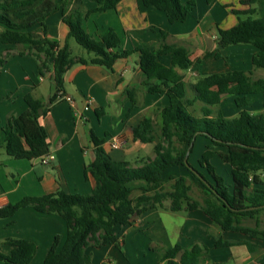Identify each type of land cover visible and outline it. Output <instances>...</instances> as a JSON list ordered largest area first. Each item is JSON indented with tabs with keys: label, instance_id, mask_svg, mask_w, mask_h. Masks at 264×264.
Masks as SVG:
<instances>
[{
	"label": "trees",
	"instance_id": "obj_1",
	"mask_svg": "<svg viewBox=\"0 0 264 264\" xmlns=\"http://www.w3.org/2000/svg\"><path fill=\"white\" fill-rule=\"evenodd\" d=\"M97 6L87 9L83 0H0V46L26 45L28 54L38 60V73L42 76L52 70L55 92L51 102L66 95L64 76L75 63L99 64L113 70L119 58L139 52L140 67L146 77L145 85L150 93H165L169 103L161 110L162 123L154 125L153 119L144 118L133 127L134 138L153 144L154 157L133 165L127 160L114 159L105 149V138L91 130L95 156L85 171L95 185L91 193L56 192L41 196H24L15 203L0 207V218H11L23 207L32 206L44 213L58 214L67 223L68 233L59 249L57 235L43 264H88L86 248L116 245L120 240L116 229L132 224L149 208H165L173 212L192 211L201 208L223 232H239L248 238L230 240L223 235L214 238L215 248L246 245L250 253L264 249V228L243 225L245 218H256L264 211V111L250 112L249 94L263 92L264 78L254 79L251 72L230 70L200 76L193 84V99L188 97L184 75L177 68L186 70L193 64L187 47L168 44L164 40L151 49L149 46L120 50L119 35L108 28L100 37L91 35L84 21L93 12L116 8L121 0H94ZM146 7L165 12L171 23L184 22L194 10L195 0H142ZM211 1V0H210ZM261 0H241L245 10L233 9L238 15L237 25L218 27V47L208 51L205 57L219 58L221 50L229 45L247 43L256 47L253 64L264 68V16H256ZM61 11L62 19L69 28L66 42L47 36V18ZM245 15V17H243ZM35 27L42 34L33 31ZM166 33L163 32V35ZM74 38L78 44L92 53L90 59L72 55L69 42ZM172 55V64L166 66L160 55ZM6 59L0 52V63ZM226 95L234 96L239 113L234 117L215 111ZM27 109L10 116L4 127L3 147L14 158L41 159L50 154V143L41 117L46 114L41 100L32 91L25 94ZM203 106L200 115L190 109L195 101ZM1 101V99H0ZM205 138V145L198 166L190 157L196 141ZM193 143V145H192ZM190 150L188 165L185 162ZM219 158L230 166L231 182H227L213 159ZM182 166L190 176L205 188L204 203L194 199L191 184L186 175H171V187H164L165 171ZM193 166L212 187L190 169ZM137 191L136 195L133 193ZM169 201L168 207L165 202ZM10 253L0 250V261L9 264L29 263L37 249L27 239L8 238ZM164 264H204L209 248L194 244L185 248L176 243L172 247L162 245L154 248ZM259 264H264V259Z\"/></svg>",
	"mask_w": 264,
	"mask_h": 264
},
{
	"label": "crops",
	"instance_id": "obj_2",
	"mask_svg": "<svg viewBox=\"0 0 264 264\" xmlns=\"http://www.w3.org/2000/svg\"><path fill=\"white\" fill-rule=\"evenodd\" d=\"M83 1L87 9L97 6L94 0ZM195 1L194 10L184 22L171 23L165 12L146 7L142 0H121L116 8L91 13L84 21V27L95 37H100L104 30L112 28L120 37V50L142 46L155 49L164 38L168 44L187 47L193 64L186 70H177L184 75L188 97L191 99L194 95L193 84L200 76L245 70L251 72L254 79L264 78V68L253 64V55L257 49L251 44L229 45L221 50L219 58L205 57L208 51L218 47V27L230 28L238 24L239 18L233 9H247L240 3L241 0ZM256 16H264V0H261ZM33 31L42 34L39 27ZM68 32L61 11L47 18L48 37L63 45ZM163 32L166 34L163 35ZM68 42L73 56L85 59L92 57L93 54L86 49V55L74 54L71 38ZM4 46L10 52L3 53L6 62L3 65L0 63V128L6 125L10 116L27 109L24 97L32 91L47 111L42 115L41 122L46 127L53 158L48 164H43L40 159L14 158L0 147V206L15 203L24 196H41L59 189L91 193L95 182L91 177H85V171L95 156L91 130L98 137L105 138V143L110 145L106 150L114 159L127 160L136 165L154 157L153 144L135 139L133 127L146 117L153 119L156 127L161 125V110L169 103V98L165 93L148 92L144 84L146 77L140 67L139 52L116 60L113 70L99 64H73L64 76L65 93L73 98V102L63 96L51 102L55 92L52 70L44 76L40 75L38 60L28 54L29 48L26 45ZM159 60L170 66L172 55H160ZM261 93L264 94L257 92L248 95L250 103L246 108L250 112L256 113L253 109H257L258 113L264 111V98L259 99L258 107L250 109L256 95ZM229 96L234 102V96ZM202 106L203 103L197 100L190 109L200 115ZM201 138L207 144L208 141ZM3 139L4 132L0 130V144ZM116 141L121 143L118 148L112 146ZM184 175L191 177L188 172ZM193 211L199 213V216L195 213V219H200L199 225L205 223L206 227H199L198 230L191 222ZM169 212L165 208H149L132 224L118 227L116 233L120 247L113 244L87 247L88 264H164L154 248L159 245L169 248L176 243L191 248L198 240L193 243L191 237L186 240L187 233H200L208 238V230L217 226L201 208L182 211L188 214L185 221L179 226L169 222L170 226L164 218V213ZM67 233V223L60 215L26 206L11 218H0V250L10 253L11 246L4 243L8 238L27 239L37 246L32 260L27 264H43L55 237H61L60 249ZM0 264L9 263L0 261Z\"/></svg>",
	"mask_w": 264,
	"mask_h": 264
},
{
	"label": "rangeland",
	"instance_id": "obj_3",
	"mask_svg": "<svg viewBox=\"0 0 264 264\" xmlns=\"http://www.w3.org/2000/svg\"><path fill=\"white\" fill-rule=\"evenodd\" d=\"M72 42V47H73V52L74 54H82L86 55L87 52H85V48L82 47L80 44L76 42L74 38H71ZM9 48L1 45L0 46V51L2 53H9L10 51L8 50ZM84 51V52H83ZM264 94H257L256 95V100L253 103L252 106H250V109H253L254 107H258L257 103L260 102L259 99H263ZM237 109L238 107L236 104L233 102V98L229 95L225 96L222 98L221 102L219 105L216 106L215 111L221 110L222 113L228 117H234L237 116ZM254 112H257V109H253ZM260 112V111H259ZM199 113V111H197ZM206 142L202 140L200 137L194 146L193 152L190 157V161L193 165L198 166V159L201 157V154L203 150L205 149ZM105 149H109L110 145L109 144H104ZM116 152V150H113ZM214 164L218 167V172L223 174L226 178L227 182H231V176H230V166L224 162H222L219 158H214L213 159ZM174 173L177 174H187V171L184 167L182 166H173L167 171H165L164 176L166 179L164 180V187L166 189H169L171 187L172 180L170 179L169 175H172ZM175 175V174H174ZM188 182L191 184L192 189L190 191L191 196L194 199H197L200 201L201 204L204 203V197H205V188L202 186L200 183L196 182L193 178H188ZM138 192L135 191L133 195H136ZM166 207L169 205V201L165 202ZM203 211V210H202ZM191 215H194V217L191 219V222L195 224L198 227H206V224L203 223L199 225L200 219H195V213L196 212H191ZM188 214L182 211L179 212H169V213H164V218L166 219L167 223L171 222V224L179 226L181 225L184 221L185 218ZM199 216V213L197 214ZM170 225V224H169ZM243 225L245 226H250V227H258V228H264V211H262L260 214L257 215L256 218H245L243 220ZM172 226V225H170ZM215 236H219L220 234L223 235V238L225 239H230V240H237L239 238H248V236L241 234L239 232H223L218 226H212L208 230V234ZM191 237V242H195V240H198L197 242L201 245H206L209 248V253L207 254V261L204 264H259L261 260L264 259V249L263 248H258V251L256 253H250L246 245H235L231 246L229 248H215L214 247V238L213 237H206L204 238L200 233H187L185 235L186 240L187 238ZM184 238V239H185Z\"/></svg>",
	"mask_w": 264,
	"mask_h": 264
},
{
	"label": "built area",
	"instance_id": "obj_4",
	"mask_svg": "<svg viewBox=\"0 0 264 264\" xmlns=\"http://www.w3.org/2000/svg\"><path fill=\"white\" fill-rule=\"evenodd\" d=\"M61 96H63V97H64L65 99H67L68 101L73 102V98H72L71 96H69V95H61ZM112 146H113L114 148H118V147L121 146V143H120L119 141H116V142H114V143L112 144ZM52 158H53V156H52L51 154H49V155H47V156H44V157L41 158L40 160H41V162H42L43 164H48ZM0 207H1V206H0Z\"/></svg>",
	"mask_w": 264,
	"mask_h": 264
},
{
	"label": "water",
	"instance_id": "obj_5",
	"mask_svg": "<svg viewBox=\"0 0 264 264\" xmlns=\"http://www.w3.org/2000/svg\"><path fill=\"white\" fill-rule=\"evenodd\" d=\"M93 145H94V143H93ZM192 145H193V143H192ZM189 155H190V150L187 152V156L185 158V162H186L187 165L189 164L188 163V157H189ZM190 169L193 170L204 181V183L207 186L212 187V185L205 178H203V176L193 166H190Z\"/></svg>",
	"mask_w": 264,
	"mask_h": 264
}]
</instances>
